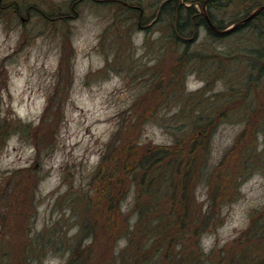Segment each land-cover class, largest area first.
<instances>
[{"label": "rangeland", "instance_id": "rangeland-1", "mask_svg": "<svg viewBox=\"0 0 264 264\" xmlns=\"http://www.w3.org/2000/svg\"><path fill=\"white\" fill-rule=\"evenodd\" d=\"M122 1L135 4V14L117 0H0V264H69L82 247L90 264H117L140 242L152 264L182 255H195L191 264H264V77L249 70L250 50L264 44L254 29L264 20L231 36L199 28L182 80L186 92H198L199 104L190 105L175 76L183 45L168 37L167 16L137 25L140 9L145 23L155 22L164 0ZM207 1L196 6L209 18ZM221 3H232L214 12L225 28L250 7ZM144 96L161 99L152 115H137ZM198 111L214 120L199 132L192 182L179 188L178 205L168 183L159 190L166 215L174 220L173 209H187L191 220L150 243L145 220L146 232L126 230L143 215L142 176L158 165L135 162L158 146L179 149L191 136L185 119ZM134 116L144 117L138 133L122 128ZM170 161L156 181H181L184 170ZM141 199L148 219L153 197Z\"/></svg>", "mask_w": 264, "mask_h": 264}, {"label": "trees", "instance_id": "trees-1", "mask_svg": "<svg viewBox=\"0 0 264 264\" xmlns=\"http://www.w3.org/2000/svg\"><path fill=\"white\" fill-rule=\"evenodd\" d=\"M206 0H168L163 8H162V15L159 21H161L162 19H164V16H167V20H169V23L171 24V33L169 34L168 37H172L171 39H173L174 41L181 43L183 45V52L181 53V62L178 64V68L176 69V73L175 76L178 74V78L177 80H180V82L183 80L184 76H186L187 72H189V70L191 69V67H189V63H190V51H189V44L192 41V39L197 35V31L199 30V28H202V26H207V28L209 30H211L210 32L213 33L215 36H225V35H221L216 33L212 27L211 24L209 22V20L211 19L214 23H216L217 27L220 29H224L225 27L221 24L218 23L214 17V12L216 11V9L218 10L220 8V6L222 5L223 7H228L231 4L228 5H224V3L222 4V0H208L207 1V11L209 12V18L203 14L202 12L200 13L199 10L197 9L196 3H201L202 5L205 4ZM117 2H119L126 10L130 11L131 13L134 12V9L131 6H126L122 0H117ZM186 3L191 4L190 6H187ZM250 7L246 6L243 11L241 13H239V17H235V19H233L234 22H236L239 18H245L247 16L250 15L251 10L258 6V5H264V0H250ZM54 16V15H53ZM60 17V15H57ZM138 15H136L137 17ZM171 18V19H169ZM256 19H260V20H264V10H262L259 14H257L255 17H253L252 19L248 20L247 22L239 25L236 29H238L237 31H242L245 29H248L249 27L252 26V22L255 21ZM138 21V20H137ZM138 25V22H137ZM194 29H196V31H194ZM235 29V30H236ZM254 37L261 36L264 37V28H256L254 29ZM237 31L235 32H229L227 34H229V36L231 35H235L237 33ZM194 32V33H193ZM212 34V35H213ZM193 37V38H192ZM259 45V46H258ZM258 45L254 46L251 50H250V54L252 55V60L249 66V70H250V74L252 72V70L255 72V74H252V76L258 75V78H263L264 77V44L263 43H259ZM189 51V52H188ZM194 54V53H192ZM188 57V58H187ZM182 59H184V63L182 62ZM157 81H156V85L151 87L149 89V92L155 93L154 89L155 87L159 86V82H158V76L155 75L154 76ZM155 79V80H156ZM163 79V78H162ZM163 84V83H161ZM173 92H177V90H173ZM198 93V92H197ZM196 92H186L183 86V81H182V88H181V94H185L186 96V101L191 105H197L199 104V101H195L193 99H195L197 97ZM149 94V95H151ZM197 94V95H195ZM148 96V95H147ZM157 97L161 98L159 95H156ZM148 98V97H147ZM142 102H145V104H143L142 109H140V112L137 114H141V116H148V115H152L151 113L159 106L160 104V100L158 98H149V101L146 99V97L144 96ZM150 108V109H149ZM185 109L187 108V105L185 104L181 110L185 111ZM193 110V109H192ZM191 114V117L189 119H185L187 120L190 124L192 125V131H191V136L188 137H183L182 140H180V145L179 143L177 144L178 147H180L179 149H174V148H168V147H163V146H158L155 147L153 149V153L152 154H148L145 155L142 160H137L135 163L137 165L138 168H144L146 170H152L154 169L157 165H158V169L155 168V170L151 173H144L146 175H143V188L140 191L139 197H140V208H141V213H143V215L141 214V216L138 217V220L135 222V224L132 226V228L130 229V226H128L126 231H132V232H137V231H144L148 230L151 232L152 236L150 237L151 240L149 241L151 243V241H156L159 240L158 237L160 235L165 234L168 229L171 227V225H173V223L176 225V222L178 220H181L183 222H186L187 219L191 220V211H186V210H179V209H173L171 211V213L174 216V220L169 216L166 215L165 211L161 210V205L162 203V198H159L161 193H159L160 187L162 185H164L163 183H168V186L170 185V187L173 188V191L175 192L176 196H174L173 200L176 203V205H178V198H177V193L180 187L186 188L188 187V183H191L192 181H188V179L192 180L194 177V171L196 170V164H197V156H199V154H201L200 151H196V149L199 147L197 144H200L199 140L201 139V137H199V132L203 131L206 132L210 127H211V123H213V118H207L204 115H202V113H200V111H198L196 113L193 112H189ZM135 117V122L130 121V119L127 120L126 124L122 125V128L128 130L132 127H134L136 130V133L141 131V127L144 124V117ZM147 118V117H146ZM178 142H179V138H178ZM189 142L190 148L187 152H184L183 150V143ZM197 143V144H196ZM135 144V145H134ZM132 144V141L130 139V142L128 143V147L132 148L134 150V153H137L138 145L136 143ZM203 145V144H202ZM137 146V148H136ZM200 148V147H199ZM169 154H171L169 156ZM164 159H170V163L166 164L168 167L171 166L173 167V165H176L178 168L183 169L184 170V174L183 177L181 178V181H156V179L160 176V174H157L158 171L162 168L160 165H162V161ZM130 161L128 160V165H129ZM173 164V165H172ZM248 165V164H247ZM127 169H129V167H127ZM245 176V172L243 171V173L240 176ZM166 176H168V173H166ZM238 176V174H237ZM223 177H225V174H223ZM235 177V176H234ZM171 178V177H170ZM111 183V182H110ZM142 184V182H141ZM143 192L145 193H149V195L151 197H153L152 200V204L154 205L152 208V216L149 217L147 219L148 216V212L150 213V210H147L148 212L146 213V216L144 215V212H146V201H143L141 199V196L143 194ZM161 192V190H160ZM160 194V195H159ZM152 207V206H151ZM151 212V213H152ZM89 213V212H88ZM155 213V215H154ZM170 213V214H171ZM176 216H178L176 218ZM145 217V218H144ZM145 220L144 222V227L141 225L142 221ZM147 221V222H146ZM178 223V222H177ZM141 225V227H140ZM86 226V224H85ZM116 227L114 225V228L112 230H110V235L112 234H117L116 232ZM89 229V228H87ZM122 231V230H121ZM120 231V232H121ZM124 231V230H123ZM122 231V233H123ZM129 233V232H128ZM148 234V233H145ZM125 235V233H124ZM130 235V233H129ZM142 240L146 241V239L142 238ZM178 240V239H177ZM160 241V240H159ZM158 241V242H159ZM164 242V240L162 241ZM134 243V241H133ZM174 243V242H173ZM139 247V248H137ZM137 247L133 244V250L130 254H121L120 256H118V259L116 260V262H118L117 264H152V262L146 261L145 259H143L141 257V255L145 252V249L143 248V243L140 242L137 244ZM163 247H165L164 245H161V249L163 250V252L167 255V248L164 251ZM143 252V253H142ZM142 253V254H141ZM135 256V257H134ZM89 254L85 253L84 247H82V251L80 250V252H78L77 255H75L74 259L72 261H69V264H90V259H88ZM169 258V257H168ZM175 258V257H174ZM195 255L192 257L187 258L186 256L182 255L181 258L178 259H172V263L171 264H184L185 262H189L191 264V262L194 261ZM241 264H243V260H241Z\"/></svg>", "mask_w": 264, "mask_h": 264}, {"label": "flooded vegetation", "instance_id": "flooded-vegetation-1", "mask_svg": "<svg viewBox=\"0 0 264 264\" xmlns=\"http://www.w3.org/2000/svg\"><path fill=\"white\" fill-rule=\"evenodd\" d=\"M167 1L168 0H164V1H162V3L159 4L157 11H156V14H155L156 20H155V22H151L150 24L144 22V20H143L144 13H143V10L140 9V14H139V19H138V27L147 29V28H150V26L154 25L157 21H159L161 18V15H162V8ZM125 4L127 7L131 6L133 9H137L136 8L137 6L135 4H131L128 1H125ZM138 8H140V7H138ZM28 15H30L29 10H28Z\"/></svg>", "mask_w": 264, "mask_h": 264}, {"label": "water", "instance_id": "water-1", "mask_svg": "<svg viewBox=\"0 0 264 264\" xmlns=\"http://www.w3.org/2000/svg\"><path fill=\"white\" fill-rule=\"evenodd\" d=\"M262 10H264V5H260V6L256 7V8L252 11V13H250L249 16H247V17L243 18L242 20L236 22V23H235L234 25H232L231 27L224 28V29H220V28H218L216 25H214V24L212 23L211 20H209V22H210V24L212 25V27H213L214 29H216L219 33H221V34H227V33L231 32V31H233V30H234L235 28H237L239 25H241V24L247 22L248 20L252 19L253 17H255V16H256L257 14H259Z\"/></svg>", "mask_w": 264, "mask_h": 264}]
</instances>
